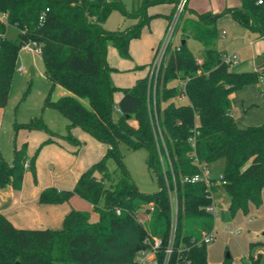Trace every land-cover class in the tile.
<instances>
[{
	"label": "trees",
	"instance_id": "16d2710c",
	"mask_svg": "<svg viewBox=\"0 0 264 264\" xmlns=\"http://www.w3.org/2000/svg\"><path fill=\"white\" fill-rule=\"evenodd\" d=\"M179 1L140 0L128 10L123 0H0V14L6 16L0 18V107L9 101L21 49L36 41L42 49L45 75L52 83L44 108L56 109L68 119L64 139L80 147L81 141L72 129L81 127L108 145L105 156L81 174L74 188L51 186L39 196L42 204H59L79 195L93 204L99 219L91 221L90 212L73 209L61 229H29L17 228L0 213V264H138L140 252L152 250L156 239L161 240L158 261L164 263L173 218L165 176L171 184L173 176L170 171L164 172L160 161L154 109L173 163L178 194L177 226L168 264H264V239L252 241L248 257L239 263L228 253L220 263L209 261L204 238L215 230L214 213L206 210L212 197L205 183L182 181L200 172L195 158L209 164L223 159L230 212L247 211L251 202L258 207L263 203L264 123L240 128L232 109V94L258 83L262 75L235 71L222 59L223 53L216 48L217 20L222 13H198L187 5L185 12L189 15H183L178 27L182 35L179 49L169 47L156 79L149 72L151 63L139 66L147 67L148 74L130 88L117 86L111 77L116 69L108 63L109 46L130 58L131 40L139 38L156 16L148 13L149 8L172 4V12L166 15L169 21ZM114 11L137 23L121 31L106 29L105 23ZM223 13H230L264 37V0H240L239 6L226 8ZM7 24L19 29V41L4 38ZM189 38L204 45L202 64L189 49ZM175 80L186 83V103L175 100L179 83L170 84ZM57 86L70 94L54 98ZM120 91L123 96L116 103L115 94ZM116 108L120 110L117 118ZM20 128L53 135L42 117L16 123L15 129ZM195 130L199 134L193 147L188 139ZM51 142L52 138L43 142L32 157L27 154V143L16 146L12 164L0 151V188L12 185L22 189L28 159L37 182V156ZM120 143L149 149L148 164L157 176L158 191L145 193L139 189L125 167ZM109 158L116 160L121 176L107 187L106 181L112 176L107 166ZM143 205L150 214L147 219L139 217Z\"/></svg>",
	"mask_w": 264,
	"mask_h": 264
},
{
	"label": "crops",
	"instance_id": "0c3cea01",
	"mask_svg": "<svg viewBox=\"0 0 264 264\" xmlns=\"http://www.w3.org/2000/svg\"><path fill=\"white\" fill-rule=\"evenodd\" d=\"M136 3L138 5L139 0ZM239 5L240 0H200V2L188 0L189 9L198 13H222L217 20L218 41L222 43L218 50L222 53H237L240 60L235 66L238 65L240 72L257 71L262 75L258 83L245 85L232 94V109L237 125L240 128H247L264 123V37L240 24L230 13H223L226 8ZM169 8H171L170 11ZM172 10L173 5L168 3L149 8L148 13L156 16L143 28L144 30L142 29L144 33H141L139 38L131 40L130 58L122 57L115 46H109L108 63L116 69L111 73V77L117 86L130 88L139 78L148 74L147 67L139 68V66L152 62L156 45L163 35L168 20L166 15L170 14ZM122 18L116 28L111 31L125 30L137 23V20L133 19L132 24L125 26L126 17L122 15ZM220 38L223 39L220 40ZM199 59H203V57ZM65 94H70V92L61 87L59 95ZM122 96L123 92H117L115 102L118 103ZM7 106L8 103L5 107H0V151L8 163L12 164L14 161L16 146L20 147L27 143V154L32 157L43 142L49 138H52L54 142L45 144L37 156V182H35L32 171L28 168L22 189L16 190L12 185L0 188V213L7 216L17 228L29 229H61L65 217L73 209L88 211L91 213V221H97L99 214L94 210L93 204L79 195H74L69 201L59 204H42L39 201V196L45 188L51 186L59 189L74 188L81 174L105 156L108 145L98 141L81 127L72 129L74 137L81 141L80 147L69 143L64 139L68 133V119L66 129L61 130L59 127L56 128L54 120L50 117L53 115L51 113L44 115V121L53 135L41 130L26 128L16 130V123L28 122L30 119L19 121L9 118ZM224 193L227 194L225 188L217 186L214 202L216 195L222 197ZM263 236L264 233L261 237L251 240L250 243L262 240Z\"/></svg>",
	"mask_w": 264,
	"mask_h": 264
},
{
	"label": "rangeland",
	"instance_id": "374dc122",
	"mask_svg": "<svg viewBox=\"0 0 264 264\" xmlns=\"http://www.w3.org/2000/svg\"><path fill=\"white\" fill-rule=\"evenodd\" d=\"M128 10H133L137 0H123ZM194 1V0H191ZM200 2V0H198ZM140 2V0H139ZM169 11L171 8L168 9ZM176 8L174 9V13ZM189 15L188 12H183L182 17ZM0 17L5 16L0 14ZM181 17V18H182ZM6 19V18H5ZM123 19L119 11H114L109 16L105 27L108 30H114L119 20ZM125 20V19H124ZM133 19L126 18L125 26L132 24ZM168 20L166 22L164 32L159 42L163 39ZM133 26V25H132ZM131 26V27H132ZM144 30V29H143ZM19 29L12 24H7L4 33V38L9 41H19ZM144 32H142L143 34ZM181 32L177 33L175 44L181 42ZM223 38H220V40ZM219 42V43H218ZM187 45L194 56L199 59L204 56V45L193 38L187 40ZM222 46L220 41H217L216 48ZM34 45L21 49L17 66L13 74L10 98L7 106V115L9 118L16 120H29L33 117H42L44 115L53 114L50 116L54 120L56 128L61 130L66 129L67 118H65L58 110L44 108V101L51 88V81L45 75V66L43 58L40 54L33 52L31 49ZM233 70L240 71L238 65L232 66ZM178 81H172L171 85H178ZM63 88V87H62ZM61 86L56 87L53 97L58 98ZM65 89V88H64ZM26 97V98H25ZM83 102L87 105L86 99ZM187 100L184 101L186 103ZM117 111L114 113L115 118L118 117ZM57 124V125H56ZM120 152L126 169L131 177L138 185L139 189L145 193H154L159 190V183L156 174L149 167L148 160L150 151L146 147L131 148L126 143H120ZM107 166L112 173L110 179L106 181L107 187L112 186L118 181L121 176V171L118 169V164L114 158L107 160ZM213 174L216 178L224 172V160L220 159L211 164ZM215 205L217 207L215 216V238L207 245L208 258L212 262H222L227 253L231 254L234 262H241L249 255L250 241L257 239L264 233V204L260 207L254 203L249 204L247 211L242 209L232 214L229 210V198L226 193L222 197L216 195ZM150 216L145 211V205L139 211L141 219H147ZM228 224L231 229L227 228ZM264 239V236L261 238Z\"/></svg>",
	"mask_w": 264,
	"mask_h": 264
},
{
	"label": "built area",
	"instance_id": "2783aa9c",
	"mask_svg": "<svg viewBox=\"0 0 264 264\" xmlns=\"http://www.w3.org/2000/svg\"><path fill=\"white\" fill-rule=\"evenodd\" d=\"M188 5V0H180L179 3L176 6V12L173 14L172 18L168 21V25L165 30V34L163 36V39L159 42L158 46L155 48L154 51V58L151 62L150 67V75L151 77L157 78L158 72L163 64L164 58L166 56V53L170 46L177 47L178 44H175V39L177 37L178 33V27L179 23L181 21V17L183 12L186 11ZM5 16V15H4ZM1 19H5L4 17H0ZM225 33V32H224ZM223 33V34H224ZM34 45V48L31 49L33 52L42 54V49L40 45L36 41H30L26 43L24 47H29L30 45ZM222 59L226 64L229 66H233L237 64L240 60V57L237 53H223ZM197 62L199 64L203 63V59H197ZM155 85L153 87V93L155 95ZM175 100L178 103H184L185 100L188 101V94L186 89V83L185 81H179V91L175 97ZM117 112H120L118 108H116ZM153 128H154V134L156 138L157 148L160 156V161L163 167L164 172L167 174V171H170L172 173V184L170 183V180L168 179L167 175L166 177V184L169 191V196L171 200L172 205V228H171V236H170V242L169 246L167 248L166 257L163 264H168V260L170 257V254L172 252V247L175 240V233H176V226H177V214H178V194H177V187H176V179L174 176V167L171 160V156L169 153V149L167 147L166 141L164 139V134L161 129V126L159 124L158 115L156 109H154L153 112ZM199 134L198 130H195L194 133L189 137V142L192 144L193 147H195L196 142V136ZM195 161L199 163L200 166V172L197 174H194L192 176H185L183 177L182 181L187 183H205L207 186V191L209 192L210 196L212 197V203L209 204L206 207V210L210 213L216 212V205L214 202V194H215V188L217 186H221L225 188L226 179L224 174H220L218 178H216L213 174L211 164L207 162H201L198 160V158H195ZM31 165V161L28 159L25 162V168L28 169ZM227 228L231 229V226L228 225ZM215 230L211 231L209 234H207L204 238V242L209 244L211 243L215 238ZM161 245V240L156 239L155 244L153 246V249L150 251L143 250L140 252L138 256V264H159L158 257H157V251L159 246Z\"/></svg>",
	"mask_w": 264,
	"mask_h": 264
},
{
	"label": "water",
	"instance_id": "95a60500",
	"mask_svg": "<svg viewBox=\"0 0 264 264\" xmlns=\"http://www.w3.org/2000/svg\"><path fill=\"white\" fill-rule=\"evenodd\" d=\"M184 42H185V41H184ZM184 42H183V43H184ZM228 254H229V253H228Z\"/></svg>",
	"mask_w": 264,
	"mask_h": 264
}]
</instances>
